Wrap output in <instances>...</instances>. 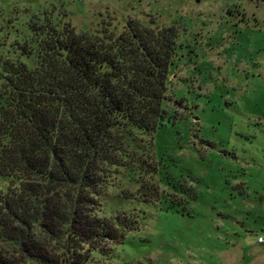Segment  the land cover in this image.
<instances>
[{
    "label": "trees",
    "instance_id": "trees-1",
    "mask_svg": "<svg viewBox=\"0 0 264 264\" xmlns=\"http://www.w3.org/2000/svg\"><path fill=\"white\" fill-rule=\"evenodd\" d=\"M25 25L28 34L0 51V264H85L137 228L134 215L100 214L122 169L141 180L142 199L172 206L145 177L159 169L155 132L173 122L179 28L132 19L120 33L107 24L77 31L53 9Z\"/></svg>",
    "mask_w": 264,
    "mask_h": 264
},
{
    "label": "rangeland",
    "instance_id": "rangeland-1",
    "mask_svg": "<svg viewBox=\"0 0 264 264\" xmlns=\"http://www.w3.org/2000/svg\"><path fill=\"white\" fill-rule=\"evenodd\" d=\"M48 9L66 11L77 31L107 24L120 33L132 19L179 28L166 104L173 122L150 141L159 169L145 177L172 206L142 199L141 180L122 169L100 214L139 223L85 264H264L256 240L264 234V0H0V51ZM7 185L0 178V191ZM129 191L141 200L119 196Z\"/></svg>",
    "mask_w": 264,
    "mask_h": 264
},
{
    "label": "built area",
    "instance_id": "built-area-1",
    "mask_svg": "<svg viewBox=\"0 0 264 264\" xmlns=\"http://www.w3.org/2000/svg\"><path fill=\"white\" fill-rule=\"evenodd\" d=\"M256 240L258 243H264V234L258 236Z\"/></svg>",
    "mask_w": 264,
    "mask_h": 264
}]
</instances>
